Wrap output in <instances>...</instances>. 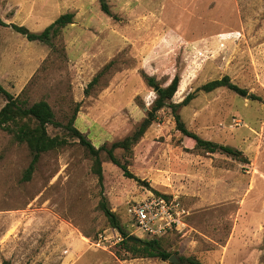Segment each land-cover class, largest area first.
Masks as SVG:
<instances>
[{"label":"rangeland","instance_id":"rangeland-1","mask_svg":"<svg viewBox=\"0 0 264 264\" xmlns=\"http://www.w3.org/2000/svg\"><path fill=\"white\" fill-rule=\"evenodd\" d=\"M108 2L112 15L99 0H0L3 20L33 31L75 14L53 43L0 25V82L16 95L27 89L31 102L46 97L63 122L80 103L75 124L96 146L132 134L147 116L159 93L144 74L160 88L180 76L173 99L132 151L116 150L134 177L104 152L101 182L89 152L75 143L43 153L24 180L32 153L0 129V264H175L126 255L101 207L106 201L131 233L128 204L151 191L178 194L190 211L186 235L161 236L172 255L264 264V0ZM224 75L248 94L199 89ZM190 93L196 96L178 109L186 126L242 150L247 161L198 148L177 128L170 102ZM5 103L0 94V109Z\"/></svg>","mask_w":264,"mask_h":264},{"label":"trees","instance_id":"trees-1","mask_svg":"<svg viewBox=\"0 0 264 264\" xmlns=\"http://www.w3.org/2000/svg\"><path fill=\"white\" fill-rule=\"evenodd\" d=\"M99 1L103 11L112 15L108 0ZM74 17L75 14L73 12L63 13L42 31H33L25 25L6 22L1 17L0 25L12 26L16 31L24 34L29 40L53 43V40L61 35L63 28L74 21ZM109 67L110 63L105 66L103 72ZM103 72L97 74L89 82L86 88L87 94L90 93V89L99 81V77ZM144 77L148 84L153 86L157 84L153 75L144 74ZM179 83L180 76L176 75L169 85L159 88V95L154 101L152 108L132 134L121 140L114 141L111 145L105 143L101 146H96L88 135L75 124L80 110V103L76 105L73 114L68 120L63 122L58 119L52 104L46 97H41L31 102L27 89L24 88L22 92L16 95L0 82V94L6 97V103L0 109V129L10 134L14 142L25 144L32 153V159L23 174L24 180H30L32 178L43 153L61 150L75 143H79L87 149L89 155L94 160L93 171L98 175L101 182L104 179V152L111 161L123 168L127 176L134 177V174L128 169L127 164L123 163L117 156L116 150L121 148L127 152L132 151L134 144L143 137L147 129L157 119L158 112L168 104V100L173 99L178 90ZM221 86H227L240 95L248 94L247 88L233 82L229 75L212 79L201 85L199 89L213 91ZM195 96V93H190L180 103L170 102L175 114L177 128L183 134L194 138L197 141L198 148H202L208 152H225L247 161V158L243 156L242 150L227 144L202 138L186 126L178 109L180 106L188 104ZM50 126H53L59 131L52 134L49 130ZM156 192L160 194V192ZM101 207L109 220L110 226L119 231L122 237L120 245L126 255L129 254L133 257H160L163 259H169L172 256V253L163 246L161 237L141 238V240L128 239L130 231L122 224L117 212L112 210L106 201L101 202ZM179 260L175 264H203L196 256H179ZM2 264H12V261L11 259L5 258ZM36 264L42 263L38 262Z\"/></svg>","mask_w":264,"mask_h":264},{"label":"built area","instance_id":"built-area-1","mask_svg":"<svg viewBox=\"0 0 264 264\" xmlns=\"http://www.w3.org/2000/svg\"><path fill=\"white\" fill-rule=\"evenodd\" d=\"M127 213L134 234L142 232L150 237H161L188 233L190 211L177 196L151 191L148 196L129 202Z\"/></svg>","mask_w":264,"mask_h":264},{"label":"water","instance_id":"water-1","mask_svg":"<svg viewBox=\"0 0 264 264\" xmlns=\"http://www.w3.org/2000/svg\"><path fill=\"white\" fill-rule=\"evenodd\" d=\"M154 87H155V90H159L160 85H159V84H156ZM249 96H250V95H249ZM140 180H141V179H140ZM128 239H131V240H141V237L137 236V235L134 234V233H130L129 236H128ZM169 260H170L171 262H173V263H177V262L180 261L179 258H177L176 255H172V256L169 258Z\"/></svg>","mask_w":264,"mask_h":264},{"label":"crops","instance_id":"crops-1","mask_svg":"<svg viewBox=\"0 0 264 264\" xmlns=\"http://www.w3.org/2000/svg\"><path fill=\"white\" fill-rule=\"evenodd\" d=\"M185 172H186V171H183V173H185ZM180 173H182V171H178V170H177V171H175V174H178V175H176V177H180V176H179V174H180ZM168 195H170V196H171V194H168ZM176 195H177V197H179V198H180V196H179L178 194H174L173 196H176Z\"/></svg>","mask_w":264,"mask_h":264}]
</instances>
